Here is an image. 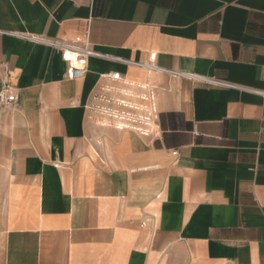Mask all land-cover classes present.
Returning a JSON list of instances; mask_svg holds the SVG:
<instances>
[{
  "label": "crops",
  "instance_id": "obj_1",
  "mask_svg": "<svg viewBox=\"0 0 264 264\" xmlns=\"http://www.w3.org/2000/svg\"><path fill=\"white\" fill-rule=\"evenodd\" d=\"M0 30V264H264V0H0ZM19 34L95 54L68 78Z\"/></svg>",
  "mask_w": 264,
  "mask_h": 264
},
{
  "label": "built area",
  "instance_id": "obj_2",
  "mask_svg": "<svg viewBox=\"0 0 264 264\" xmlns=\"http://www.w3.org/2000/svg\"><path fill=\"white\" fill-rule=\"evenodd\" d=\"M0 32L3 31L0 30ZM19 35L25 39L44 42L60 49L62 51L64 60L68 63L66 76L72 79L81 78L86 74L88 70V59L91 55L95 54L91 46L87 43L83 45L75 44V43L71 44V43H64L58 40H48L44 38H39L30 34H19ZM156 58H157V52H152L150 54L149 61L134 62V63L150 70H160L173 75L188 76L190 78H195L216 85L232 86L227 82L217 80L214 78L202 77L193 74H187L177 70H168L165 68H161L156 64ZM111 77L117 79L120 77V75L118 73H113ZM1 95L6 105H11L17 100V96L14 93H11L7 87L3 88Z\"/></svg>",
  "mask_w": 264,
  "mask_h": 264
}]
</instances>
